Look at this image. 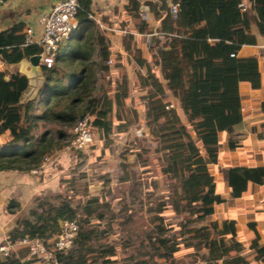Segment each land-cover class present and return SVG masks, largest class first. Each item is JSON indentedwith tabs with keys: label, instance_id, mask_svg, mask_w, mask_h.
<instances>
[{
	"label": "trees",
	"instance_id": "1",
	"mask_svg": "<svg viewBox=\"0 0 264 264\" xmlns=\"http://www.w3.org/2000/svg\"><path fill=\"white\" fill-rule=\"evenodd\" d=\"M250 1L256 17L251 20L264 37V0ZM77 2L78 28L70 40L72 45L61 50L53 67L41 68L44 82L33 97H26L29 87L25 77L15 73L5 78L0 74V137H6L0 150V170L17 174L39 170L45 158L61 151L72 139L68 131L85 113L95 116L93 130L105 145L114 132H128L135 116L127 105L132 79V87L147 111L139 139L143 145L136 159L141 160V168L149 169L143 156L150 152L147 144L155 143L159 172L169 188L164 195L158 192V182L150 184L154 203L146 210L152 226L146 234L147 245L142 242L136 256L124 262L156 264L161 259L173 260L185 250L187 255L205 251L209 260L204 264H264V241L256 222L248 223L254 234L249 245L251 262L242 253L236 222L211 219L215 207L224 202L210 170L222 149L220 134L232 136L242 123L240 85L247 84L253 91L261 87L258 61L238 57L242 46L255 44L246 12L238 8L241 0H175L179 4L175 20L167 1L157 0L148 4L152 19L160 23L157 31L141 20L139 3L128 0L124 11L134 31L147 41V52L158 72H152L141 60L140 48H131L134 36L126 35L125 52L138 69L130 78L122 63L114 64L115 81L107 82L109 89L97 86L100 76L109 72V41L96 29L90 0ZM23 35L21 25L0 32V59L4 63L16 65L40 54L37 46H21ZM142 67L145 72L140 71ZM260 111L264 120V101ZM236 148L230 138L228 149ZM77 156L79 167L84 155L78 152ZM257 162L256 167L235 165L227 170L230 199L242 198L249 186L264 187V153L257 156ZM121 168L119 182L136 179L128 165L124 163ZM55 198L57 204L44 198L40 204L43 210L32 211V220L17 221L7 239L14 241L26 235L48 239L60 232L61 222L75 221L78 233L74 245L60 257V264H118L117 245L111 240L117 216L113 205L104 196L89 197L75 205L60 195ZM134 201L130 200L131 204ZM17 205L7 201L8 214H14L11 207ZM169 211L180 218L179 231L170 235L174 228L165 217ZM26 252L20 250L19 256ZM0 264L18 262L11 258Z\"/></svg>",
	"mask_w": 264,
	"mask_h": 264
},
{
	"label": "crops",
	"instance_id": "2",
	"mask_svg": "<svg viewBox=\"0 0 264 264\" xmlns=\"http://www.w3.org/2000/svg\"><path fill=\"white\" fill-rule=\"evenodd\" d=\"M25 1L27 0H4L3 4L0 5V13H14L15 16L9 20L3 19L0 21V32L15 25H21L23 31L31 25L34 26L35 30H38L36 21L39 14L47 10L57 0H45L46 4L41 6L36 12L31 11L30 8L25 6ZM127 1L90 0L91 18L95 22L96 29L102 32L110 44L109 72L102 74L104 77L105 75L115 77L116 70L114 64L120 63L124 65L126 70L128 69L130 71V77H134L132 69H134L133 63L136 62L129 58L123 46L126 35L134 36L131 42V48H140L142 53L141 60L145 61L146 65L148 63L147 55L150 54L147 52V41L145 42L142 36L134 31L132 21L124 11V6L127 4ZM136 1L140 5V14L143 12L151 16L148 4L155 3L157 0ZM241 1L248 8L245 14L249 21L250 32L255 37V44L242 46L238 52V57L246 59L253 58L258 61L261 87L253 91L247 84L240 85L242 123L235 129L232 136L223 133L220 134L222 149L219 153L218 162L210 170L216 182L217 192L222 196L224 202L215 207V212L211 219L216 221L234 220L237 227V239L242 245V249L245 250L244 252L251 256L252 251L249 249V245L254 234L249 230V222H256V229L264 241V187L249 186L247 193L242 198L232 200L229 197V189L226 184V172L229 168L235 165L256 167L258 166L257 156L264 153V120L263 114L260 111V104L264 101V37L258 33L255 22L251 20L256 18L250 7L251 1ZM259 1L263 2V0ZM146 23L151 25L154 31L160 28L159 21L151 19V21ZM62 46L59 49L58 55L63 50ZM128 60H130L129 64L126 62ZM148 68L151 69L149 66ZM142 69H145V67H142ZM151 71L155 72L152 69ZM15 73L21 75L18 72V64H6L0 59V74L8 78ZM36 90L29 87L28 96L33 97ZM146 112L145 110L144 114ZM5 138V136L0 137V150ZM230 138L237 147L234 151L228 149V141ZM57 158L54 159L58 161ZM49 169L48 166H44L37 171H31L26 174L0 170V241L7 238L8 231L13 226L14 215L8 214L6 209L7 201L12 200L22 206L25 201L39 194L44 186L43 183V186L39 183L40 179H43L44 176L46 177V174L51 173ZM244 252L242 251V253Z\"/></svg>",
	"mask_w": 264,
	"mask_h": 264
},
{
	"label": "rangeland",
	"instance_id": "3",
	"mask_svg": "<svg viewBox=\"0 0 264 264\" xmlns=\"http://www.w3.org/2000/svg\"><path fill=\"white\" fill-rule=\"evenodd\" d=\"M24 3L25 6L34 12L46 4L45 0H27ZM14 16V13H0V21L3 19L9 20ZM71 45L72 41L66 42L63 44L62 49H67ZM147 56V66L153 71L158 72L152 56ZM133 65L134 69L132 70L134 73V70H137L138 67L136 63H133ZM140 70L142 72L145 71V69ZM128 72L130 73V71ZM110 80L114 82L115 77L110 75H105L104 77L101 75L97 86L103 88ZM105 88H108V86ZM130 88L131 94L127 100V105L133 110L135 116L133 117L130 114L133 117L134 124L129 128L128 132L123 134L114 132L110 136L109 144L107 145L104 144V141H99L97 134H95L92 144L85 151L81 152L84 158L82 159V165L79 167L77 166V162L80 161V158L77 156L78 152L66 149L70 139L61 151L51 156V160L53 161L50 160L46 163L45 167L48 166L51 173L46 174V177L44 176L43 179L39 178V183L41 185L42 183L44 184V186L42 185L41 192L32 199L25 201L22 206L17 203L16 207H11L14 212L12 228L17 225L16 222L19 220L25 218L32 220V211L40 213L43 210L40 204L46 197H49L52 203L57 204L55 197L60 195L63 199L66 198L75 205L89 197L104 196L113 205L117 215L115 223L116 232L111 237V240L117 245V260L120 261L118 264H126L124 260L136 256L142 242L143 246L147 245L146 234L151 231L152 226L148 222L146 210L154 203V195L151 194L152 182L160 184L158 192H162L164 195L169 186L163 183L162 175L159 172L158 162L153 150L155 143L147 144L150 152L148 155L143 156V159H146L149 163V169L144 170L141 168V160L136 159V153H140V147L143 145V142L140 143L139 139H141L142 132L144 131L145 110L139 98V93L132 87V79H130ZM171 101L172 105L176 107L175 100L171 99ZM72 129L68 131L70 136H72ZM56 157H58V161L55 160ZM124 163L128 165L127 169L134 173L136 179L121 183L118 179L123 175L121 165ZM127 194L130 195H128L129 198ZM134 199V203L131 204L130 200ZM124 204H127L125 211L121 210ZM165 217L167 221L173 224L174 228L169 235L177 233L179 231L180 218L175 216L172 211L166 213ZM126 218H128V221H125ZM202 224H206V222ZM189 228H193V226ZM188 236L186 235L185 238ZM125 244H127L126 248ZM187 254V251L181 250L173 257V260L169 258L161 259L156 264H204L209 260L205 255V251H195L192 255ZM243 255L247 256V259L251 261V256L248 253L244 252ZM252 264L254 263L252 262Z\"/></svg>",
	"mask_w": 264,
	"mask_h": 264
},
{
	"label": "built area",
	"instance_id": "4",
	"mask_svg": "<svg viewBox=\"0 0 264 264\" xmlns=\"http://www.w3.org/2000/svg\"><path fill=\"white\" fill-rule=\"evenodd\" d=\"M166 1L169 14L175 20L179 12V4L175 0ZM3 2L4 0H0V5ZM238 8L242 13L247 12L248 9L242 1ZM77 11V0H57L39 14L36 21L38 30H35L32 25L25 29L21 46L40 48L41 52L38 56L41 68L53 67L60 47L72 39L78 28ZM140 18L144 22L152 19L150 15L143 12ZM94 117L90 113H85L76 122L72 129V139L66 147L67 150L82 152L92 144L96 134L92 127ZM50 160L51 157L45 158L40 168H43ZM77 233V223L66 220L60 223V232L48 239L28 235L14 241L4 238L0 241V262L16 258L18 264H60V257L65 256L72 249ZM20 250H27V252L19 256Z\"/></svg>",
	"mask_w": 264,
	"mask_h": 264
},
{
	"label": "water",
	"instance_id": "5",
	"mask_svg": "<svg viewBox=\"0 0 264 264\" xmlns=\"http://www.w3.org/2000/svg\"><path fill=\"white\" fill-rule=\"evenodd\" d=\"M39 59V56H33L22 60L18 64V72L26 78L28 87L34 89L40 88L44 82L43 72L39 65Z\"/></svg>",
	"mask_w": 264,
	"mask_h": 264
}]
</instances>
